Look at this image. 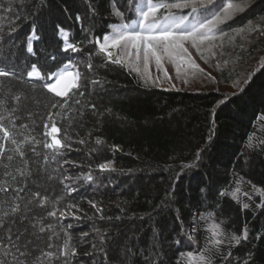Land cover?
I'll return each instance as SVG.
<instances>
[{
  "label": "trees",
  "instance_id": "1",
  "mask_svg": "<svg viewBox=\"0 0 264 264\" xmlns=\"http://www.w3.org/2000/svg\"><path fill=\"white\" fill-rule=\"evenodd\" d=\"M241 1L247 6L221 27L225 33L264 26V0H231ZM0 3L5 9L13 8V12L0 10V67L19 72L35 64L46 74L71 62L90 78L106 81L103 88L90 85L85 96L78 97L82 100L78 106L82 116L74 108L67 118L57 121L60 138L64 139L66 133L70 144L63 156L75 162L64 165L63 173L83 177L90 171L95 178L93 182H65L77 191L61 204L79 206L75 210L78 216L69 215L60 221L62 226H70L67 231L77 246L78 255L71 264H144L145 257L156 253L162 264H182L181 253H195L206 244L207 226L212 220L196 219L192 226L194 216L206 212L215 214L216 223L223 222L221 227L226 234L240 235L243 227H248V241L232 247V257L238 259L230 258L228 264H243L250 252L249 264H264V208L257 207L264 197L252 189V185L264 189V149L259 146L264 141V33L253 31L256 40L241 52V61L252 63L246 78L240 79L241 85L233 92L145 86L127 66L108 61L95 43L117 22L110 15L109 0ZM39 4H43L42 14ZM89 4L95 7V14ZM119 4L126 5V0H118ZM57 25L67 33V41L57 31ZM33 27L37 28L39 39L32 41L33 51L28 52L27 37ZM66 43L82 51H65ZM255 53L259 58L253 62ZM89 62L94 65L92 73L85 68ZM227 79L223 78L225 83H229ZM0 84L5 90L10 88L30 97L29 106L38 116L49 111L53 96L40 81L23 75L16 80L0 78ZM226 96V106H217ZM89 104H95L96 109L89 108ZM40 131L42 128L38 127L37 132ZM249 136L253 137L254 148L247 147ZM96 137L103 140L102 146L94 144ZM80 139H87L88 143L82 145ZM93 147H97V152L89 155ZM106 160L114 162L116 171L102 172L97 168ZM188 164L194 167L185 169L175 180L181 167ZM238 182L237 199L219 195L223 191L231 193ZM54 187L62 191L58 184ZM89 200L98 202L103 215L113 219H101ZM243 203L250 207L243 209ZM118 216L121 218L115 219ZM94 229L105 234L106 257L91 247L101 246ZM84 233L88 236L84 237ZM227 250L225 244L221 252ZM213 255V264H223L218 254Z\"/></svg>",
  "mask_w": 264,
  "mask_h": 264
},
{
  "label": "snow or ice",
  "instance_id": "2",
  "mask_svg": "<svg viewBox=\"0 0 264 264\" xmlns=\"http://www.w3.org/2000/svg\"><path fill=\"white\" fill-rule=\"evenodd\" d=\"M109 4L110 15L117 18V22L109 26L110 31L107 34L102 33L97 37L95 43L108 61L127 66L130 71L140 76L145 86H155L160 81V77H153L149 70L153 62L156 69L162 71L164 78L168 80L171 77L165 68V62L175 65L177 76L181 75L183 69L185 82L189 70H192V75L196 71L203 72L190 49L201 58H204L205 53L214 56V49L222 46L223 37L227 36L221 25L244 10L241 4L231 0L227 3L224 0H126V5L119 6L118 0H109ZM37 7L42 14L43 4ZM89 8L95 14V7L89 4ZM0 10L13 12L12 7L5 9L3 3H0ZM56 27L67 41L68 35L64 29L59 25ZM251 31L264 33V26L253 25ZM37 39V28L33 27L27 37L28 52L33 51L32 41ZM68 49L73 52L82 51L71 43L65 44L64 50ZM85 68L87 73H92L94 65L89 62ZM261 70H264V65ZM23 75L40 81L42 88L53 99L48 105L47 114L38 116L29 106L30 97L22 92L16 94L10 88L5 90L0 84V264H71L72 258L78 255L77 246L72 243V237L67 231L70 226H62L60 221L69 215L78 216L75 210L79 206L75 203L61 204L72 192L77 191L76 187H69L65 182L80 179L93 182L95 178L90 171L83 177L63 173L64 165H75V162L63 156V151L70 148V144L66 142V133L64 139L60 138L61 128L57 126V121L67 118L74 108L82 116L84 113L78 107L82 105V100L78 97L83 98L90 85L103 88L106 81L99 77L90 78L71 62L58 71L46 74L35 64L19 72L15 68L5 70L0 67V78L5 80H16ZM172 86L175 87L174 84ZM227 99L226 96L220 100L217 106H226ZM88 107L96 109L95 104H89ZM38 127L42 131L37 132ZM88 138L91 139L90 133ZM211 139L212 136L209 135V140ZM252 141L253 137L249 136L248 148L256 146ZM78 142L83 145L88 140L80 139ZM103 143L100 137L94 140L97 147ZM259 146L264 149V141H260ZM97 147H93L89 155L97 152ZM199 158L198 152L196 159ZM192 167L193 164L183 165L174 179L178 181L184 170ZM97 168L102 172L116 171L114 162L110 160L99 163ZM33 177L41 179L42 182L38 183ZM57 184L62 187V191L54 187ZM252 189L264 197V189H257L255 185H252ZM53 192L57 194L53 195ZM238 192L239 182L231 193L223 191L219 195H230L237 199ZM168 195L171 196V193ZM244 195L247 197L248 193ZM88 204L95 209V213L100 214L101 219H113L103 215V208L98 202L89 200ZM249 207L248 203L242 204L243 209ZM257 207L264 208V200ZM79 212L82 213L83 210L80 209ZM214 216L211 212L194 216L193 227L196 219L212 220L207 226L209 236L202 249L195 253H181L182 264H213V253L219 255L223 264H228L230 258L238 259L232 257L231 249L248 241L247 225L243 227L240 235L226 234L221 227L223 222L216 223ZM94 232L101 246L97 248L96 244H92L91 247L106 257L107 252L103 247L105 234L100 229H94ZM83 236L87 237L88 233ZM225 244L228 246L226 253L221 252ZM158 257V253L147 256L144 264H162ZM250 259L251 252L243 264H249Z\"/></svg>",
  "mask_w": 264,
  "mask_h": 264
},
{
  "label": "rangeland",
  "instance_id": "3",
  "mask_svg": "<svg viewBox=\"0 0 264 264\" xmlns=\"http://www.w3.org/2000/svg\"><path fill=\"white\" fill-rule=\"evenodd\" d=\"M238 4H241L244 8L247 6V3L243 1L240 3L238 2ZM241 12L237 13L234 18ZM232 19L227 20V22ZM223 25H221V27ZM252 27L234 30L230 33L227 32V36L223 37V45L214 49V52L216 53L214 56H208V54L205 53L204 58H201L197 52L190 49L196 62L200 65V68L203 69V72L196 71L195 75H192V70H189L187 82H185L183 69L181 75L177 76L175 65L165 62V68L168 70L169 76L171 77V80H168L164 78L162 71L156 69L153 62L149 66V70L153 77H160L157 86L189 90L220 89L227 93L233 92L241 85L240 79L242 77L243 79L244 77L246 78L249 71L248 68L252 63L251 62L249 65L244 61L242 62L240 59L241 52L245 49H249L251 46L249 42L251 43L256 40V35L251 31ZM217 43L219 44V41ZM245 44L247 45L245 46ZM252 57V61L254 62V60L259 58L258 53ZM209 76L211 78H209ZM223 78H228L226 81H229V83H225ZM173 84L175 87L172 86Z\"/></svg>",
  "mask_w": 264,
  "mask_h": 264
}]
</instances>
